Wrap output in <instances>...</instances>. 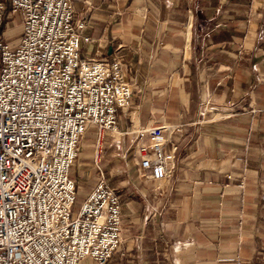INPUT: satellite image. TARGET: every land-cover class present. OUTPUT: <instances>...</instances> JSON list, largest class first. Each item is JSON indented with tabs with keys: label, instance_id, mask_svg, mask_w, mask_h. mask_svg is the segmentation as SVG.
<instances>
[{
	"label": "crops",
	"instance_id": "1",
	"mask_svg": "<svg viewBox=\"0 0 264 264\" xmlns=\"http://www.w3.org/2000/svg\"><path fill=\"white\" fill-rule=\"evenodd\" d=\"M250 1L74 0L94 40L84 58L120 55L134 92L117 137L141 182L121 197L122 245L109 264H264V37ZM165 125L173 173L145 186L137 132ZM98 139L92 126L81 143Z\"/></svg>",
	"mask_w": 264,
	"mask_h": 264
},
{
	"label": "built area",
	"instance_id": "2",
	"mask_svg": "<svg viewBox=\"0 0 264 264\" xmlns=\"http://www.w3.org/2000/svg\"><path fill=\"white\" fill-rule=\"evenodd\" d=\"M0 0V264H109L122 245L121 194L105 177L104 133L117 137L134 95L120 55L84 58L87 18L74 0ZM5 19L6 22H5ZM12 28L21 33L9 42ZM99 181L75 214L71 176L90 127ZM168 126L139 130L140 173H173ZM173 131L179 132L178 128Z\"/></svg>",
	"mask_w": 264,
	"mask_h": 264
},
{
	"label": "rangeland",
	"instance_id": "3",
	"mask_svg": "<svg viewBox=\"0 0 264 264\" xmlns=\"http://www.w3.org/2000/svg\"><path fill=\"white\" fill-rule=\"evenodd\" d=\"M252 2V0L250 1ZM254 4L257 6L256 15H258V23H261L260 33L264 37V0H253ZM14 28H12L9 37V42H17L21 37L19 29L14 33ZM82 56H85L84 51ZM105 138L103 139V157L99 162V166L103 170L106 179L114 187H116L121 194L122 203L128 202V193L127 191L138 190L140 187L141 178H139L136 169L131 164L130 159L125 161V149H124V136L122 137H112L108 133H104ZM257 145V161L259 164H264V140L256 141ZM95 147L93 148H84L82 143L79 145V156L74 163L73 175L76 171H80L79 165L81 168V176L79 178L80 190L78 191V199L74 206L75 214L80 211V206L90 195L89 190L92 189L94 185L98 182L99 178V168L95 162ZM136 167V166H135ZM129 182L127 183V178ZM148 181V182H147ZM142 183H146L145 186H150L156 184L154 180H149L148 178L143 177ZM143 186V185H142Z\"/></svg>",
	"mask_w": 264,
	"mask_h": 264
},
{
	"label": "trees",
	"instance_id": "4",
	"mask_svg": "<svg viewBox=\"0 0 264 264\" xmlns=\"http://www.w3.org/2000/svg\"><path fill=\"white\" fill-rule=\"evenodd\" d=\"M6 8H7L6 13H7V15H8V13H9L10 10H11V8H10V6H9V0H6ZM6 20H7V19H5V22H6Z\"/></svg>",
	"mask_w": 264,
	"mask_h": 264
}]
</instances>
